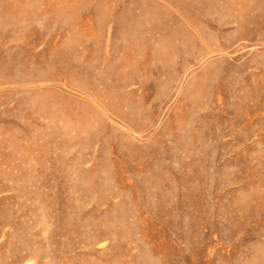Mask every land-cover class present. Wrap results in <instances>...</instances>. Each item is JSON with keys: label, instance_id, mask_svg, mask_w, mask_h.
Wrapping results in <instances>:
<instances>
[{"label": "rangeland", "instance_id": "obj_1", "mask_svg": "<svg viewBox=\"0 0 264 264\" xmlns=\"http://www.w3.org/2000/svg\"><path fill=\"white\" fill-rule=\"evenodd\" d=\"M0 264H264V0H0Z\"/></svg>", "mask_w": 264, "mask_h": 264}]
</instances>
